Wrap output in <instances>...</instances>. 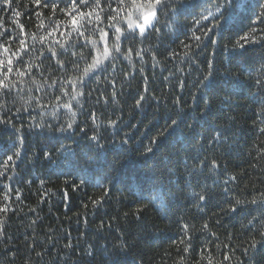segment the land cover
Wrapping results in <instances>:
<instances>
[{
	"label": "trees",
	"instance_id": "1",
	"mask_svg": "<svg viewBox=\"0 0 264 264\" xmlns=\"http://www.w3.org/2000/svg\"><path fill=\"white\" fill-rule=\"evenodd\" d=\"M218 3L173 0L178 11L159 13V31L122 42L143 55L105 61L77 103L65 81L91 62V45L69 35L59 10L33 0L5 10L0 0V45L9 48L0 60L12 59L14 82L0 90V118L11 121L0 123V172L20 149L0 176V264H264V40L243 55L232 47L264 30L255 19L264 0H234L217 42L196 47L192 33L211 18L196 28L193 20ZM92 27L85 37L97 38ZM69 101L74 117L62 107Z\"/></svg>",
	"mask_w": 264,
	"mask_h": 264
},
{
	"label": "snow or ice",
	"instance_id": "2",
	"mask_svg": "<svg viewBox=\"0 0 264 264\" xmlns=\"http://www.w3.org/2000/svg\"><path fill=\"white\" fill-rule=\"evenodd\" d=\"M12 0H4L5 10L11 8ZM33 3L37 7L43 8H51L53 15H55L56 11L59 10L60 12L64 13L66 17H68V21L71 25V30L69 35L72 32L77 33L78 36L83 37L88 44L91 45L90 55H91V62L86 61V66L83 68L82 73L75 77L70 78L65 81V83L70 84L74 90V94L71 96V100H76L79 103L78 97L83 96L84 93L82 91L77 90L78 87L83 86L86 84L87 78H90L95 71L101 69L104 65L105 61L111 62L112 60L117 58V54L123 56L125 59L131 60L132 54L135 51V55L140 57L143 55V50H134L132 47L127 48L126 50L122 49V42L127 40L129 36L133 38L139 36L141 38L146 36V33L149 30L156 29V24L159 21V13L165 8H170V11L173 13L178 11V5L183 3V0H175L177 6H173V0H58L56 3H45L43 0H33ZM64 3L65 7L61 8L60 4ZM115 4V7L113 5ZM234 0H221V3H218L215 6V10H205V12H201L199 14V18H194L193 20V27L201 25L202 21H209L211 18V25L200 27L197 30L201 32V35H196L195 32L192 33L191 40L197 42L196 47L200 46V42H202V38L210 39L213 44L217 42V37L222 35V30L227 23V18L225 17V10L229 7H235ZM105 7L109 10V14L105 17L102 15L105 11ZM84 9H88L85 11ZM262 11L256 15V21L264 23V5H261ZM15 11V10H14ZM21 13L19 11H15V16H20ZM107 20V24H104V20ZM223 21V23H222ZM19 28L21 30L24 29L23 24H19L16 21ZM93 26L92 31L97 33V38L92 37H85L84 31L85 26ZM43 26V25H41ZM257 29L253 28L250 33H245L243 36H240L235 43L233 44V50L240 49V54L243 55V50L249 44L259 43L260 41L264 40V30L261 33L256 35ZM212 33L213 35L210 36L209 34ZM4 35L3 32H0V36ZM111 41V44L109 43ZM22 47L24 46V41H20ZM0 47H3L0 45ZM64 47V45H61ZM185 48H189L190 45L185 44ZM3 52L8 53L9 48L3 47ZM94 53V54H93ZM53 56L57 53L52 51ZM187 54V53H186ZM73 56H79L80 59L84 60L85 55L83 52L72 53ZM169 55L174 56L175 53H169ZM13 61L11 58L7 60V65L5 66V62L0 60V75H2V79H0V90L9 89L10 85L14 82L10 81L9 73L13 71L12 68ZM61 67L64 66L63 61H58ZM115 67V65H112ZM73 67L79 69L78 64H73ZM209 67L211 68V62H209ZM27 71H30V66L28 67ZM19 76H24L26 74L25 71L17 70ZM125 75H130L129 73H125ZM212 75L211 72L207 76L204 77V81H201V85H204V82L209 79ZM6 81H8L6 83ZM55 83V81H53ZM260 83V81H257ZM63 95H68V92L62 91ZM113 95H115L113 93ZM59 99V97L57 98ZM144 97L141 95L140 98L136 101L137 106L140 105L141 101ZM59 107V105H58ZM63 108L68 109L71 112L72 116H75V112L72 110L73 105L71 101L64 103L62 105ZM92 119L95 120V114H92ZM0 123L3 124H11L10 120H4L0 118ZM74 121H69L66 127L62 126L59 131H68L73 128ZM110 124H115V121H109ZM177 121L172 120L171 125L168 127H172L176 125ZM19 131V130H18ZM167 131V127L165 128V132ZM264 131V129H262ZM164 133H160L163 135ZM92 140H98L97 136L91 137ZM22 143V138H21ZM153 144L156 143V138H153ZM152 147H148L146 152H151ZM47 156L48 154L45 153ZM14 157L18 159L20 157V149L13 153L6 158L4 161L3 167L4 172H0V176H4L5 172L8 170L10 162L14 161ZM213 166H216V161H212ZM83 183V181H81ZM262 199H264V194H261ZM4 199H8V193L5 192ZM200 200H204L205 197L203 195L199 196ZM258 201L254 197L251 200V203L256 204ZM99 201H93V204H97ZM239 203V201H237ZM141 209H138L139 212ZM233 211L236 209L233 208ZM7 207L0 208V212H6ZM204 227H207L205 225ZM184 228L187 229L188 225H184ZM264 236V232L261 233ZM183 243V241H181ZM121 247H124L121 244ZM251 247H256V241L253 240L251 243ZM184 251H188V247L184 248ZM247 251V249L245 250ZM230 257L225 256L224 259L228 260ZM183 259V258H181Z\"/></svg>",
	"mask_w": 264,
	"mask_h": 264
}]
</instances>
